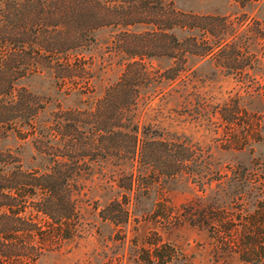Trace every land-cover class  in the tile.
<instances>
[{
  "label": "rangeland",
  "instance_id": "374dc122",
  "mask_svg": "<svg viewBox=\"0 0 264 264\" xmlns=\"http://www.w3.org/2000/svg\"><path fill=\"white\" fill-rule=\"evenodd\" d=\"M163 1L197 16L196 29L176 32L182 40L196 34L200 49L196 55L183 52L182 61L150 60L162 72L182 69L176 79L145 91L137 121L141 136L147 127L190 142L194 160L180 159L177 175L168 177L138 163L134 169L114 159L90 161L92 173L78 180L75 235L36 264H145L141 248L157 239L172 244L170 264H264V0ZM207 23L214 50L205 56ZM117 33L112 27L97 30L85 51L93 65L91 93L60 91L49 71L21 79V86L49 98L40 122L52 120L57 104L90 105L118 79L129 58L113 42ZM31 139L10 131L0 148H11L32 168L40 153ZM126 197V221L105 219L103 208Z\"/></svg>",
  "mask_w": 264,
  "mask_h": 264
},
{
  "label": "trees",
  "instance_id": "16d2710c",
  "mask_svg": "<svg viewBox=\"0 0 264 264\" xmlns=\"http://www.w3.org/2000/svg\"><path fill=\"white\" fill-rule=\"evenodd\" d=\"M196 17L163 0H0V140L13 131L31 137L40 153L38 164L25 168L15 151L0 148V264H36L72 239L80 221L78 180L92 173V163L114 159L134 169L138 163L168 177L177 175L180 159L194 160L195 148L175 132L146 127L141 136L137 108L153 83L174 80L182 69L162 72L151 59L182 61L183 52L199 53L196 34L182 40L176 32L196 29ZM206 25L205 56L214 50ZM106 27L118 29L113 42L129 58L121 75L90 105L57 104L52 120L40 122L49 98L21 86V79L49 71L66 94L93 92L85 51ZM133 176L126 175L129 189ZM127 200L109 202L104 218L126 221ZM148 243L141 262L170 264L172 244Z\"/></svg>",
  "mask_w": 264,
  "mask_h": 264
}]
</instances>
